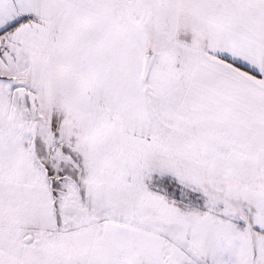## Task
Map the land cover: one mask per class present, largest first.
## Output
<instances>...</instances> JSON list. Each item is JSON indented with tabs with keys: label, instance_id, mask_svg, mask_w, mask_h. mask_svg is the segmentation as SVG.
Returning <instances> with one entry per match:
<instances>
[{
	"label": "snow or ice",
	"instance_id": "obj_1",
	"mask_svg": "<svg viewBox=\"0 0 264 264\" xmlns=\"http://www.w3.org/2000/svg\"><path fill=\"white\" fill-rule=\"evenodd\" d=\"M0 264H264V0H0Z\"/></svg>",
	"mask_w": 264,
	"mask_h": 264
}]
</instances>
